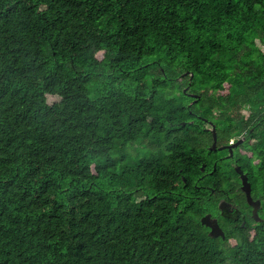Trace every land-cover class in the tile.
<instances>
[{"label": "trees", "instance_id": "trees-1", "mask_svg": "<svg viewBox=\"0 0 264 264\" xmlns=\"http://www.w3.org/2000/svg\"><path fill=\"white\" fill-rule=\"evenodd\" d=\"M209 122L264 212V0H0V264H264Z\"/></svg>", "mask_w": 264, "mask_h": 264}, {"label": "flooded vegetation", "instance_id": "flooded-vegetation-1", "mask_svg": "<svg viewBox=\"0 0 264 264\" xmlns=\"http://www.w3.org/2000/svg\"><path fill=\"white\" fill-rule=\"evenodd\" d=\"M186 93L188 95L193 94L187 91ZM209 124L211 126L213 125L211 122H209ZM212 128L213 127L209 128L211 133ZM239 141H241V144L233 148L232 156H230V151L226 149L223 151H227V154L222 157V159H232L233 161L232 167L236 170L238 174L230 181L233 185L231 187L230 185H228L227 188L219 189L216 188V182H213L210 186H206L207 191H209L208 200H211V198L215 196L216 206L214 208V212L207 213L204 216L210 215L211 219L209 222L213 225L218 224V226L225 234V238L227 233H232L234 230L241 232L242 230L238 228L239 225L245 232L252 233L258 227V225L264 223V216H262V201L259 198H256L253 191V186L249 181L247 173L241 169V166L238 164V160L236 159V154L240 147L248 142V134H244L243 136L237 139H232L229 144H224L221 146H219L217 139V148L224 146H233ZM212 145L213 142L208 147L209 150ZM214 168H216V163ZM244 177H247V180L251 185L250 199L242 189ZM208 230L210 233L211 229L209 227ZM220 238L222 237L220 236Z\"/></svg>", "mask_w": 264, "mask_h": 264}, {"label": "water", "instance_id": "water-1", "mask_svg": "<svg viewBox=\"0 0 264 264\" xmlns=\"http://www.w3.org/2000/svg\"><path fill=\"white\" fill-rule=\"evenodd\" d=\"M188 89L189 88H187L185 90V92ZM189 96L192 97V98H194L195 100L199 98V96L196 95V94H190ZM182 125H185V123H182ZM212 127H213L212 128L213 145L210 148V150H212V151H216V150L223 151V150L228 149L230 151V156H232L233 155V148L239 146L241 144V141L237 142L233 146H224V147L217 148V132H216V127H215V125H212ZM204 170H205V165L202 166V171H204ZM242 189L247 194L248 198L250 199L251 198V185L248 182L247 177H244L243 178V186H242ZM210 219H211L210 215H206V216H204L201 219V223L211 229L210 235L212 237H215V238H218L220 236L222 238H225V234L223 233V231L221 230V228L218 226V224L213 225L212 223L209 222Z\"/></svg>", "mask_w": 264, "mask_h": 264}, {"label": "rangeland", "instance_id": "rangeland-1", "mask_svg": "<svg viewBox=\"0 0 264 264\" xmlns=\"http://www.w3.org/2000/svg\"><path fill=\"white\" fill-rule=\"evenodd\" d=\"M57 99L56 98H53V97H49V102L50 103H53L54 101H56ZM133 156V155H132ZM132 157L131 156H128V159L126 160V162L128 161V160H130ZM262 216H264V212L262 213Z\"/></svg>", "mask_w": 264, "mask_h": 264}]
</instances>
